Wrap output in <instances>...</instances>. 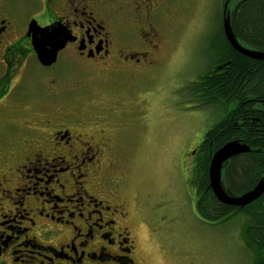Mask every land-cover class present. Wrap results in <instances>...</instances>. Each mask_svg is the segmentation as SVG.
<instances>
[{
	"label": "flooded vegetation",
	"instance_id": "1",
	"mask_svg": "<svg viewBox=\"0 0 264 264\" xmlns=\"http://www.w3.org/2000/svg\"><path fill=\"white\" fill-rule=\"evenodd\" d=\"M29 3L0 0V113L7 121L0 140V264H141L119 190L124 175L113 162L116 140L97 129L104 126L97 115L90 122L69 111L59 87L43 80L32 91L24 73L32 61L44 69L57 64L39 62L33 21L71 32L57 61L72 51L91 61L144 63L161 47L155 23L165 1Z\"/></svg>",
	"mask_w": 264,
	"mask_h": 264
},
{
	"label": "rangeland",
	"instance_id": "2",
	"mask_svg": "<svg viewBox=\"0 0 264 264\" xmlns=\"http://www.w3.org/2000/svg\"><path fill=\"white\" fill-rule=\"evenodd\" d=\"M164 1L155 23L161 47L144 63L91 61L69 51L52 68L32 61L24 73L27 85L40 90L44 80L59 87L69 111L90 122L97 115L104 125L97 129L106 128L117 141L113 162L124 175L119 190L141 264H255L242 238L244 215L212 223L197 214L199 176L192 152L225 111L193 107L182 89L217 59L223 21L239 0ZM3 116L0 140L7 128Z\"/></svg>",
	"mask_w": 264,
	"mask_h": 264
},
{
	"label": "trees",
	"instance_id": "3",
	"mask_svg": "<svg viewBox=\"0 0 264 264\" xmlns=\"http://www.w3.org/2000/svg\"><path fill=\"white\" fill-rule=\"evenodd\" d=\"M231 12L232 30L248 48L264 50V0H239ZM216 42V67L199 74L183 89L193 107L217 106L225 114L208 130L198 148L197 214L212 223L244 215L242 238L253 249L255 264H264V193L246 207L221 203L210 185L209 168L214 152L231 141L250 148L225 162L222 183L229 193L243 194L264 180V59L238 52L223 28ZM214 65V66H215Z\"/></svg>",
	"mask_w": 264,
	"mask_h": 264
},
{
	"label": "water",
	"instance_id": "4",
	"mask_svg": "<svg viewBox=\"0 0 264 264\" xmlns=\"http://www.w3.org/2000/svg\"><path fill=\"white\" fill-rule=\"evenodd\" d=\"M223 22L227 40L238 52L251 58L264 59V50L248 48L238 41L235 32L232 30L231 12L226 14ZM29 32L32 34L33 46L38 54V60L45 67L57 63L60 50L72 39L71 32L59 23L41 28L37 21H33L29 26ZM249 150L247 144L235 140L224 144L223 147L214 152L209 168L210 185L214 195L225 205L235 208L246 207L258 200L264 193V180H260L258 185L248 192L237 195L229 193L222 183V171L225 162L235 157V155L246 153Z\"/></svg>",
	"mask_w": 264,
	"mask_h": 264
}]
</instances>
